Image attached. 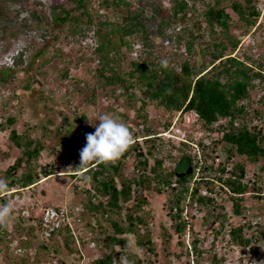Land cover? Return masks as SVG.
<instances>
[{"label": "rangeland", "instance_id": "1", "mask_svg": "<svg viewBox=\"0 0 264 264\" xmlns=\"http://www.w3.org/2000/svg\"><path fill=\"white\" fill-rule=\"evenodd\" d=\"M126 1L130 8L114 3L104 9L98 6V0H92L89 11L93 23L87 26L86 16L80 15L81 24L74 34L67 32L71 27L68 18L60 26L54 21L55 16L64 15L62 8L67 10L71 8L72 2L68 0H0V41L4 44L0 51V72L6 69L12 76L9 83L5 82L2 85L0 82V93L3 91V95L9 96L0 101V179L3 171L22 152V149L16 147L8 138L12 128L18 133L30 131L31 138L33 140L39 138L44 145L37 164L34 163L36 168L51 163L56 168L54 174L42 177L29 187L17 184L16 191L9 195L5 192L0 193V204H7L11 208L6 224L1 225L6 234L0 241V264H46L52 256V248L50 250L43 248L42 240L35 237L37 234L35 223L39 219L41 209L45 206L69 204L81 207L86 204L84 206L87 208V195L84 190L89 189L91 192L93 189L90 185L91 179L83 181L75 177L76 175H70L74 159L68 157V149L57 144L67 127L63 121L64 115L71 124L68 128L87 134L95 131L90 123H98L96 118L99 115L123 114L120 119L127 124L134 139L142 145L144 134L151 136L162 132L174 135L182 133L180 136L186 137L194 144L198 140H209L206 127L202 120L194 121L193 112L179 113L175 109L164 108L157 101L149 99L143 93L144 87L138 84L128 90L122 82L116 85L108 83L105 81L106 76H109L108 71L103 70L102 76L98 75L99 57L92 50L88 40L91 31L87 30L88 27L91 30L96 28L95 13L118 24L128 12L130 15L139 13L138 20L145 26L144 32L138 31L126 36L125 39L130 42L128 47L121 45L118 50L119 56L123 57L118 68L121 75L131 68V61H141L145 58L148 63L153 62V66L166 60L176 73L179 72V63L188 60L195 69L204 73L213 65L209 52L215 51L214 45H228L229 37L236 38L238 40L236 48L231 50L227 47L223 51V58L231 56L251 66L253 72L261 73L262 77L253 79L254 87L249 88L248 97L241 101L247 108L243 118L248 122V127L252 129L255 126V130L260 129L264 134V0H253L259 15L255 23L250 25L247 15L242 18L232 10L233 0H218V4L217 0H187L188 13L184 21L180 20L179 14L171 23L161 28L158 27L161 17L156 12L161 10L165 14H170L174 0ZM236 1L241 5L245 3V0ZM212 5L216 8L222 7L228 14L225 20L228 25L226 29L209 22L206 10ZM78 12L80 11L72 12L68 16L76 15ZM187 32H192L195 38L190 45V51L186 49L187 40L190 38ZM64 34H67V37ZM178 35L183 37L178 38ZM165 38L169 39L168 43L164 42ZM90 40L93 42V39ZM22 47H25L24 56L15 59L14 64H11L12 59L10 56L6 57L7 52ZM38 50H42L43 53L34 58L33 54ZM134 50L136 55L131 53ZM42 60H45V63L39 66ZM32 61L33 68L27 70V65ZM214 64L217 66L218 61ZM215 72L216 69H213L205 75L210 77ZM123 77L127 80L125 75ZM82 114L85 119L80 127L75 117ZM11 115L14 116L15 122L10 126L1 125L5 123L6 117ZM144 126L151 128L148 133L142 131ZM220 136V132L213 133L211 138L218 139L213 145L211 141L205 148L202 171L197 177L216 179V176L220 175V166L225 168L223 177H226L236 171L235 163L242 162L247 165V160L238 155L234 147L220 139ZM177 140L170 138L156 141V144H163L162 155H165V150L170 151V161L166 160L164 163L166 171L171 170L175 157L181 152L191 155L193 160H196L193 155L197 152L195 146H181L178 149ZM85 141V136H81V144ZM54 147L56 151H52ZM218 161L220 164L216 169ZM130 163L129 160L125 163L124 179L137 176L138 172L132 173L127 170ZM259 166L256 163H249L247 175L259 172ZM23 170L24 167L18 169L15 176L18 178L22 176ZM261 174L264 176V171ZM191 180L192 178L181 185L177 184V189L187 192ZM210 185L213 186L214 182ZM205 186L204 181H200L199 191ZM161 187L160 193L149 191L143 193L148 203L137 209L138 214L143 217V222L136 226L139 231L125 236L126 248L139 255L146 264L147 261H150V264H264V194L258 195L257 192L244 194L242 210L238 215L232 213L231 201L224 193L218 192L213 195V200H221V207L214 205L213 202L202 205L197 203L199 192L190 200L186 199L187 193L182 194L177 204L182 209L181 215L174 217L172 213L174 207L170 211L172 205L169 203V193L171 189L172 192L175 191L166 184ZM214 188L219 189L218 186ZM134 195L136 197L139 194L135 191ZM132 199L134 198H130L123 205L121 210L123 215L112 213L111 220L124 216L126 207L133 208ZM23 212L30 214V218L22 217ZM178 223L180 231L175 230ZM103 224L106 227L105 235L111 233L109 222L104 221ZM240 225L244 226L241 237L243 240L248 238V245L232 239L229 230ZM122 226H125V222ZM140 234L144 236L143 242H146L142 246L137 245ZM25 238L31 243V247L16 251V244L26 240ZM62 240V236L55 237L48 245L61 246ZM193 243L196 250L193 249ZM150 247L153 248L152 251ZM251 248L257 249L255 254H252ZM82 250L87 254L84 247ZM62 252L60 253L63 255ZM23 254L26 255L25 258ZM152 258L154 259L151 260ZM121 263L127 264L124 258Z\"/></svg>", "mask_w": 264, "mask_h": 264}, {"label": "trees", "instance_id": "2", "mask_svg": "<svg viewBox=\"0 0 264 264\" xmlns=\"http://www.w3.org/2000/svg\"><path fill=\"white\" fill-rule=\"evenodd\" d=\"M68 1L72 2L71 8H69V10L62 8V11L65 12L64 15L55 16L54 21L57 23L56 25L60 26L68 18L67 20L71 27L67 32L75 34L81 24L79 19L80 15L86 16L87 26L93 23V17L89 11V4L92 0ZM216 2V4H218V0ZM114 3L130 8L126 0H114V2L109 0H99L98 6L105 9L110 4ZM186 7L187 2L185 0H174L173 7L169 11L170 14H165L161 10H157L156 14L161 17L158 27L161 28L171 23L173 19L177 18V14H180V20L184 21ZM217 7L218 8L212 5L206 10L209 22H214L226 29L228 25L225 20L228 14L222 7ZM231 8L242 18L247 15L249 17V25L255 23V19L259 15V10H257L253 4V0H245V3L242 5L238 1L233 0ZM75 11L80 12L76 15L68 16ZM95 17L97 19L96 22H94L96 23L95 30H91L90 27H88L87 30L91 31L89 36L95 43L93 52L99 57L98 61L100 66L97 68L99 76H102L103 70L108 71L109 76H106V82L115 83V85L118 82H122L128 90L131 89L133 85L138 84L144 87L143 93L149 99L157 101L166 109L182 111L193 110L202 120L204 125H210L214 121H219L220 119L225 118L226 120L224 122H218V129H229L227 131L224 130L222 139L230 142L234 147L235 152L247 160V166L249 163L253 164L259 162L261 164V166H259V171H264V134L260 129L255 130V126H253L252 129L248 127V122H245L243 118V116L246 115L247 108L241 101L248 97L249 88L254 87L252 82L253 79L262 77V75L259 71L253 72L251 66L244 64L236 58L230 56L223 58V51L227 47L231 50L236 48L238 43L236 38L229 37L228 45H214L216 47L215 51L211 50L209 52L212 59L211 65H213L204 73H202L201 70L199 71L195 69L188 60L179 63V72L176 73L173 68L169 67L168 63L165 67L162 66L160 61L153 66V62L148 63L145 58L141 61L133 60L130 62L131 68L123 74L127 77V80H125V77L118 72V68L120 67L119 61L123 58L119 56L118 50L121 45L128 47L130 42L125 39L126 36L138 31L144 32L145 26L138 20L139 13L130 15L128 12L126 16L121 18L120 24L102 18L101 15L96 13ZM66 35L67 34H64V36ZM187 36H190V38L187 40L186 49L190 51V45L195 38L192 32H187ZM181 37H183V35H178V38ZM41 51L42 50H38L35 52L33 57L36 58L37 56L42 55L41 53H43V51ZM215 61H218L217 66L214 64ZM44 63L45 60L40 61L39 66ZM31 68H33V61L26 67L27 70ZM212 68L216 69V72L210 77L205 75V73L212 71ZM10 77L12 78L11 73H8L6 69L1 70L0 82L2 85L5 82L9 83L11 79ZM2 92L0 93V101H2L5 96L9 97L8 95H3ZM118 117L122 118L123 114H119ZM84 119L85 116L83 114L79 117H75V121L80 127H82ZM63 121L66 123L67 127L63 130V136H61L57 144L62 148L68 149V157L74 159L72 169L69 173H71L70 175H76L75 177L79 180L85 181L91 179L90 185H92L93 188L91 189L92 192H90L89 189L84 190L87 195V209L90 211H96L97 213L101 212L102 215L106 214L107 216L104 221L109 222L111 227V233L105 235L106 227L99 225V232H103V237L97 238L101 247V254L97 258L92 259L89 264H122V258H124V261L127 264H146L145 260H142L136 253L130 252L125 245V236L128 233L133 234V232L139 231L136 226L139 222H143V217L138 214V210L143 206L142 204L148 203L147 198H145L143 193L148 191L160 193L162 192L161 186L163 184L171 187L170 183L172 179H175L180 185L183 184L187 181V177H189V175L191 176L192 173H189V175H183L179 178L174 177L177 172L188 169L192 162L191 157L186 155V153L181 152V156H178V159L175 161L171 170L166 171L167 168L165 166L166 164H164L163 158H166L169 162L171 155L170 151L165 150V155H162L164 151L163 144H156V141H159L160 138L155 134L153 136L144 134L143 145L138 143L137 140H134V143L129 149L115 162H91L85 166H79V152L86 143L85 141L81 144L80 137L86 136V134L83 131L76 132L71 128H68L71 124L68 122L67 116L65 115L63 116ZM14 122L15 118L11 115L6 117L5 123L1 125L4 127L10 126ZM233 122H237L238 124L235 126L233 125ZM150 129L149 126H144L142 131L148 133ZM30 130H32V128ZM8 138L11 139L16 147L22 149V152L2 173L1 178L7 181V190H10L15 186V189H17V184H20L22 187L33 185L42 177H48L54 174L56 168L53 163L39 165V168H36V165L34 166V163L37 164L39 154L44 148V145L40 142L39 138L38 140H33L30 136V131L24 130V132L18 133L17 130L13 128L10 129ZM52 151H56V147L52 148ZM128 160L131 163L127 170H140V172L137 173L138 177L135 179H124V172L126 170L125 163L128 162ZM151 162L152 164H150ZM22 167H24L22 176L18 178L15 176L16 172ZM224 169L223 166H220V175L216 176V181L219 185L218 192L226 194L231 200L230 207L232 213L238 215L242 210L241 203L243 201L244 193L254 194L257 192L259 195L264 189V176L257 173H252L248 176L247 167L242 162L235 163V169L237 172L233 171L226 177H223ZM78 171L81 172L76 174ZM245 177L247 180H245ZM132 182L135 184L134 190L139 194L136 197L134 195L135 191L131 188ZM209 190L213 191L212 189ZM182 191L183 189H180L177 192H172L170 190L169 193V203L172 205L170 211L173 207L175 208V210H173L174 212H172L174 217H180L182 212V209L177 206L181 199ZM100 197H104L106 202L100 200ZM130 198H134V207H126L124 216L119 217V219L111 220L112 213L123 215L121 213L123 205L128 202ZM93 199L97 200L96 204L93 203ZM196 202L200 205L204 203L211 204L212 202L216 206L221 207L222 205L221 200H213L212 198H205L204 196H198ZM38 221L39 219L37 220V223ZM124 222L125 226H122V223ZM248 226L251 227L250 224H248ZM243 228L244 226L240 225L231 228L229 231L230 234H232L233 240H238L243 244L248 245V238L247 240H243L241 237ZM175 230L180 231L179 223L176 224ZM5 234V230L1 228L0 225V241H2ZM57 235L62 236L61 232L59 234L57 232L53 234L49 240L57 237ZM95 235L96 232L93 233L94 238ZM143 238L144 236L140 234L137 245L142 246L146 243L143 242ZM63 241L65 249L64 253H62L63 255H68L73 251L72 241L67 234H63ZM19 245L20 248L24 250L31 247V243L27 239L19 242ZM41 246L45 248V244ZM193 248L196 250L194 243ZM150 249L151 251L153 250L152 247H150ZM52 250L54 254L60 257L63 256L60 253L63 251L61 250V246L54 244ZM104 250H106V252H104ZM256 250V248H251L252 254H255ZM25 257L26 255L23 254V258ZM66 258L58 259V264H68ZM153 259L154 258L151 260ZM147 262L150 264V261Z\"/></svg>", "mask_w": 264, "mask_h": 264}, {"label": "clouds", "instance_id": "3", "mask_svg": "<svg viewBox=\"0 0 264 264\" xmlns=\"http://www.w3.org/2000/svg\"><path fill=\"white\" fill-rule=\"evenodd\" d=\"M185 1L188 3L187 0H185ZM187 9L188 8L186 7V9H185L186 14L188 13ZM177 15H179V14H177ZM88 40L90 42V45H92V50H94V48H95L94 41L92 42L90 39H88ZM2 48H4V44L0 41V51L2 50ZM24 48L25 47H22L19 49L13 48L7 52L8 55H6V57L10 56V59H12L11 64H14L15 59H19V58H22L24 56ZM133 52L136 53L135 50L132 51L131 53L134 54ZM161 64H162V66L166 67L167 61L162 60ZM177 111L179 113L193 112V114L195 115L194 121H197L198 119H200L198 117V115L193 110H189V111L177 110ZM96 121H98V123H90L89 122L95 128V131L91 132V133H87L85 136L86 143L79 152V156H80V165L79 166H85L91 162H96V163L115 162L134 143L135 139L133 137L132 132L128 128L127 124L123 120L120 119V117L114 116V115H108V114H101L96 118ZM218 122L219 121H214L210 125H204L203 124L206 127L207 134H208L207 138L209 140H206V139H203V141L198 140L196 142V144L190 142L186 137L180 136V135H182V133H179V135L178 134L174 135L171 133L169 134L168 132L167 133L162 132L160 134H155L158 138H160V140L161 139L168 140L170 138L178 139L177 143H176V146L178 149L181 146H183V147H188V145H194L195 146V149L197 152H195V154H193V155H194V157H196V160H193L194 158L191 155L186 153V155H189L191 157V160H192L191 165L188 167V169L190 168L189 173H192L191 176L189 175V173H187V171H186V173H183V175L184 174L189 175V177H187L186 180L193 178V176L195 175V168L198 166V162L200 160L202 162H204L203 157H204L205 148L208 147V145L211 143V141H212V145H213L214 141H217L218 138H216V139L211 138L213 133L218 134L220 132L221 133L220 139H222V135L224 133V130L225 131L229 130V129H222V128L218 129ZM224 142H227V141H224ZM227 143H230V142H227ZM180 156H181V154H180ZM177 159H178V156L175 157V161ZM214 159H217V158H214ZM163 160L165 163L167 159L163 158ZM205 160H206V158H205ZM150 164H152V162ZM219 164H220V161L217 162L216 169L219 168ZM256 164L261 166V164L259 162H256ZM202 165L203 164H201L199 167L200 172L202 171V169H201ZM205 166H208V165H205ZM246 167H248V166L246 165ZM132 170L136 171L138 173L140 172L139 169H135V170L132 169ZM132 170H131V172L133 173ZM79 172H81V171L76 172V174H78ZM262 172L263 171H259V172H257V174L262 175L261 174ZM181 176L182 175H180V173H178V174L176 173V176L174 178H179ZM137 177H138V175L136 176V178ZM130 179H132V177H130ZM215 180L216 179H212V178L199 180L197 182L196 187L193 190V193H194L193 195H195L196 193L199 192L198 196H204L201 194V192L199 191V188H198V184L200 183V181H204L205 185L207 186L208 184H212L213 181H215ZM170 184H171V187L175 188V186L178 183L175 179H173ZM134 187H135V184H134V186H132V184H131V188L133 191H134ZM7 188H8L7 181L0 179V193L5 192L6 195H9V193L16 191L15 188H12L11 190H7ZM178 190H180V189H178ZM244 194H246V193H244ZM261 194H264V189L261 191ZM204 197L213 199V196H210V195L204 196ZM99 199L102 200L103 202H106V199L104 197H100ZM229 201H231V200H229ZM93 203L96 204L97 200L93 199ZM69 205H71V204H69ZM84 205H86V204H83V206H82V208H83L82 217H83V220L85 221V225L87 227H90L91 229H93L94 230L93 233L96 232L95 238L93 237V235L91 236V238L94 241V245L91 246V245H89L88 241H86L85 239H82L83 242H82L81 246L78 247L77 243L73 239L72 235L69 234L68 230H61L58 232V234L61 232L62 238H63V234H67L70 237L72 244H73V251H71V253H69L68 255H63L62 257H60V256H58L52 252V256H51L50 260L47 261L46 264H58V259H60V258L64 259V258H66V256H67L66 259H67L68 264H89L92 261V259L97 258L101 254V251H100L101 247H100V244L98 243L99 241L97 240V238L103 237V235H102V233L99 232L98 228H99V225L104 226L103 222H104L105 217L107 215L106 214L102 215L101 212L97 213L96 211H90ZM54 206H59V205H54ZM72 206H77V205H72ZM24 213L25 212L22 213V217H29L28 213L27 214H24ZM10 214H11L10 206L7 204H0V225L6 224ZM97 215H98V217H96ZM92 218L95 221L96 227H94V225H92V223H91ZM36 224H37V222L35 223V225ZM97 235H98V237H97ZM35 237H37V236H35ZM57 237H60V235H57ZM49 239L48 240H42V242L41 241L40 242L42 243V245L45 244V248H49V250H50L52 248V245H48L49 241H50ZM63 243H64V241L62 240L61 250L64 251L65 244H63ZM16 246L20 247L19 244L18 245L16 244ZM83 247H84V250L87 252V254H85L83 252V250H82ZM249 250H250V248L248 247V251ZM192 251H190V252H192Z\"/></svg>", "mask_w": 264, "mask_h": 264}, {"label": "built area", "instance_id": "4", "mask_svg": "<svg viewBox=\"0 0 264 264\" xmlns=\"http://www.w3.org/2000/svg\"><path fill=\"white\" fill-rule=\"evenodd\" d=\"M165 43L169 42L168 38L164 39ZM136 54L135 52H133ZM225 118L220 119L219 121H225ZM237 122H233V125H237ZM203 162L200 160L198 162V166L195 168V176H193L192 180L189 181L188 191H183L182 194H186V199L190 200L193 196V190L197 185L199 180L202 178L197 177L200 173V165ZM203 179H207L203 177ZM214 185L211 186L208 184L203 189L200 190L201 194L204 196H213L215 193H218V190H215L214 187L219 186L217 181H213ZM216 182V183H215ZM264 186V185H263ZM212 189L213 191H210ZM174 191H178L177 187L175 186ZM213 192V193H212ZM214 198V196H213ZM82 210L81 206H72V205H59V206H45L42 208L39 221L36 225V236L41 240H48L53 234L61 231V230H68L69 234L72 235L73 239L77 243V246H81L82 239L88 241L89 245H94V241L91 238L93 235V230L90 227H86L85 221L82 217ZM175 210V208H174ZM92 225L96 227L95 221L92 218ZM16 251H21L20 247L15 248Z\"/></svg>", "mask_w": 264, "mask_h": 264}, {"label": "flooded vegetation", "instance_id": "5", "mask_svg": "<svg viewBox=\"0 0 264 264\" xmlns=\"http://www.w3.org/2000/svg\"><path fill=\"white\" fill-rule=\"evenodd\" d=\"M187 170H188V169H186L185 171L177 172V173H180V175L182 174V176H183V173H186ZM184 175H185V174H184Z\"/></svg>", "mask_w": 264, "mask_h": 264}, {"label": "water", "instance_id": "6", "mask_svg": "<svg viewBox=\"0 0 264 264\" xmlns=\"http://www.w3.org/2000/svg\"><path fill=\"white\" fill-rule=\"evenodd\" d=\"M190 172V168L187 170V173H189ZM182 175V174H181Z\"/></svg>", "mask_w": 264, "mask_h": 264}]
</instances>
